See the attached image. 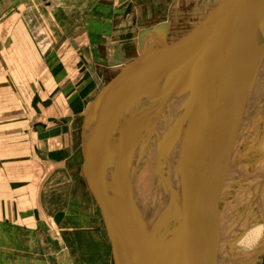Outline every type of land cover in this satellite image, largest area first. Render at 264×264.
Here are the masks:
<instances>
[{
  "label": "rangeland",
  "instance_id": "obj_1",
  "mask_svg": "<svg viewBox=\"0 0 264 264\" xmlns=\"http://www.w3.org/2000/svg\"><path fill=\"white\" fill-rule=\"evenodd\" d=\"M140 1L35 2L42 11L32 15L31 20L29 84L25 79V86L16 87L20 93L6 95L4 105L11 107L2 111L15 124L0 126V134H20L7 145L13 155L8 164L15 166V170L8 173L5 167V171L0 172V186L4 187L0 188V252H4L0 253V263L6 264L2 261L7 262V255H10L11 264H22L25 255L30 257V263L38 257L42 264H115L111 224L84 168L88 152L87 131L96 110L127 89L134 81L133 77L139 74L142 57L138 50L139 40L136 44V30L166 19L169 22L176 10L170 5L172 0H159L157 6L153 0H148L147 4H140ZM217 2L202 0L201 3L209 9ZM110 5L117 10L105 8ZM175 34L171 37L172 42H176L182 32ZM179 39L185 42L183 36ZM173 45L166 50L161 46L156 49L174 55L177 48ZM132 88L123 95L124 100L137 89ZM249 103L264 104V81L254 89ZM261 120L264 122L263 118ZM142 132L138 130L130 137L131 153L128 151L123 161L134 175V195L146 187L144 185L149 181L146 177L153 174L149 173V165L157 157L147 155V149L160 146L159 142L143 141L151 135L150 130L145 134ZM246 134L240 150L246 149ZM258 134L263 137L262 132ZM135 151L143 154L135 159L136 166L132 169L131 156ZM116 159L117 165L122 166L120 154ZM21 165H25V172L19 169ZM252 188L254 185H248L246 180L241 190L257 192L252 198L243 199L245 202H234L228 208L221 222L226 238L246 222L244 219L232 222V214L246 207L249 212L264 207V199H258L259 190ZM149 210L150 206L145 212ZM261 215L264 220V210ZM7 226L28 230L22 239L16 232L14 252L12 246L7 247L4 236ZM261 231L264 238V224ZM37 244L41 246L39 250ZM260 253L263 255H258ZM256 256L259 259L256 264H264L263 247L254 256L246 260L242 257L235 264Z\"/></svg>",
  "mask_w": 264,
  "mask_h": 264
},
{
  "label": "water",
  "instance_id": "obj_2",
  "mask_svg": "<svg viewBox=\"0 0 264 264\" xmlns=\"http://www.w3.org/2000/svg\"><path fill=\"white\" fill-rule=\"evenodd\" d=\"M169 26L165 21L139 31L141 57L167 45ZM172 45L176 53L157 74L135 89L130 99L124 100L123 91L106 101L88 125L84 168L111 224L115 264H167L162 256L172 243L173 264H212L201 249L211 246L204 236H210V211L223 176L210 185L205 180L209 173L210 182V175L241 146L245 125L255 113L249 100L264 81V0H221L185 42L178 39ZM218 90L223 93L215 103L212 97ZM233 116L238 117L237 125L229 150L221 157L216 141ZM158 123L163 127L157 132L160 146L151 188L157 202L153 200L156 206L142 213L133 194L134 175L123 161L131 153L130 137L138 130L142 134L154 130ZM114 152L122 155V166L113 159ZM164 198L166 210L160 205ZM176 211L175 234L163 236L158 245L149 244L143 235L145 222L155 230L164 229ZM257 260L258 256L239 264Z\"/></svg>",
  "mask_w": 264,
  "mask_h": 264
},
{
  "label": "bare ground",
  "instance_id": "obj_3",
  "mask_svg": "<svg viewBox=\"0 0 264 264\" xmlns=\"http://www.w3.org/2000/svg\"><path fill=\"white\" fill-rule=\"evenodd\" d=\"M211 72H213V70H211ZM192 92L193 90L191 89V91L186 93V95L188 96ZM222 93V90H218L213 93L212 100H214L215 103L219 101ZM178 99V101L182 100L180 93H178ZM249 105L252 107L253 111L255 110V113L253 114L252 118L248 120L244 128L245 132L248 130L247 134L244 133V135L246 134L245 143L251 142L254 139L256 140L257 136L259 135L258 133L262 132V135L264 136V122L261 120L262 118L264 119V104L249 103ZM233 117L234 119L228 122L229 126L227 125L225 132L220 136L218 141H216L215 148L217 149V154L221 155V157H223V155L229 150L228 143L231 142L230 137L235 130L234 127L237 125L238 117ZM258 137H261V134ZM239 148L234 152L232 156L228 158V160H226L222 164L220 171L217 170V173H215L213 177L210 175V182L209 173L206 175V185L207 183L208 185H210L213 180L216 181L220 178L221 175L223 176L221 189L217 192V195L213 200L214 206L210 211L212 222V227L209 233L210 236H207V238V234L204 236V242H207L208 239H210L211 246L208 248V250H206L205 248L201 249L202 255H204L205 253L206 258H208L210 262H212V264H235L237 263L236 261H239L240 258L243 257L242 259L246 260L248 257H251L252 255L254 256V254L258 252L261 247L264 248V238H262L261 233V226L263 221L261 213L264 210V207L261 210H253L250 212L249 207H246L245 209L232 214L230 217V220H232V222H235L238 219H244L246 220V222L244 223V225L237 228L229 238H226L222 232V228L224 225L221 222L223 221V219H225L228 208L232 207V205H234L236 202H245V200L243 199H250L253 197L252 194L257 192L250 191L249 193L248 190H241L242 184H244V182L246 183V180L248 185H254L255 188H252L253 190H259L258 199H264V144L261 145L259 143V147L254 149L253 153L255 152L258 154V152L261 151L255 158V160L253 158L256 156V154L252 158H247L243 154V151H241ZM153 161L154 159L151 160V162ZM151 164L149 165L150 170H152L153 166L155 165L154 163ZM225 174L226 178H224ZM146 178L149 180L146 185H144L146 187H143L138 193L134 195L137 209L142 213H144L149 206L151 211L154 206H156L154 203L157 202V199L153 196L154 192L151 189L154 185L155 176L152 174L148 175ZM250 178H252V180ZM164 193L165 191L163 192V194ZM153 200L154 203H151ZM166 204L167 198L162 199L160 205L163 206L161 207V209L166 210ZM258 206L260 207L261 205L259 204ZM176 213L177 211L174 212L170 221L168 222V227L164 229L159 228L155 230L147 223L144 229L146 231L143 233V235L145 239L148 240L149 244H153L155 241L158 245L159 240L163 236L175 234L179 225V218ZM220 230L221 233L219 234L218 232ZM167 247H169L168 251H162L165 253V255L163 253L162 256L163 261L167 264H173L175 258L173 243L171 245H168ZM259 255L262 256L263 253L262 255L261 253Z\"/></svg>",
  "mask_w": 264,
  "mask_h": 264
},
{
  "label": "crops",
  "instance_id": "obj_4",
  "mask_svg": "<svg viewBox=\"0 0 264 264\" xmlns=\"http://www.w3.org/2000/svg\"><path fill=\"white\" fill-rule=\"evenodd\" d=\"M36 1L37 0H0V111H1L0 113H2V115L4 114V112H2L3 110H7L11 107V106L4 105L6 102L4 101L5 96L14 94L15 92L20 93L21 90L19 89L16 90V87H18L20 84L25 86V79L26 81H28V84H29L30 62H31V56H30L31 55L30 53L31 20H32V15L37 14V13L41 14V11H42V7L40 5L38 6L36 4L37 3ZM153 1H154V4H156L157 6L159 0H153ZM176 1L177 2H174V0H172L170 2L171 3L170 5H174V8L176 10L174 11L175 13L173 14V16L170 17L171 19L169 22L171 23L168 29L167 45L161 46L162 49L164 50H166L167 48L170 49V46H172V43H173L172 42L173 39H171V37H173L174 36L173 34H175V32L177 33V31L182 32V34H180L178 37L180 38L183 36L184 37L183 40L186 41V37L200 26L201 21L207 15H209L212 11H214V9L216 8V6L221 0H218L217 4L210 6L209 9H207L206 6L202 5L201 3L202 0H176ZM147 2L148 0H141L140 4H143V3L147 4ZM192 3L193 5H191ZM105 8H108L113 12L117 10V7H115L114 5H110L109 7L105 6ZM185 19H187V21L189 20V22H185L184 21ZM129 20L132 21V17H130ZM197 21H199L198 22L199 24L197 23ZM141 28L142 27H139L136 30V35H137L136 44L137 45H138V34ZM138 50H139V47H138ZM159 52L161 51H158V49H155L154 53L151 56L142 57V62L140 63V68H139V74H137L135 78L133 77L132 80L134 81L129 84L127 89L124 90L125 94L127 93V90L129 89L132 90L133 86L134 88L144 86L147 83V81L155 74V72L157 74V71L159 67L162 65V63L169 56L173 55V53H167V52L162 53L161 52V55L158 57ZM122 92L123 91H120L119 93H122ZM8 99H10V97ZM108 111L109 110H107L105 113H107ZM3 116H5V118ZM3 116H0L1 117L0 126L9 127L12 124H15L13 123V121H9L8 118H6V114H4ZM162 127L163 126L161 125V123L160 124L158 123L155 126L154 130H150V135H151L150 138L147 140H143V141L158 142L157 132ZM18 133L19 132L17 133L13 132L10 134L9 133L0 134V172H4L5 167L8 168L7 170V172L9 171L8 173H12L11 171L15 170L13 169L15 166L8 164L11 161L9 159L13 155L10 151H8L7 145L8 143L14 140V136L17 135ZM19 136L20 135H18V137ZM245 141H246V136H245ZM259 143L261 145L264 144V136L263 137L257 136L256 140L254 139L251 142L245 143L247 144V148L249 149L248 150L246 148L245 150L244 149L241 150L243 151V154L245 155V157L252 158L253 156H255V152L253 153V151L255 148L259 147ZM260 152H258V154ZM147 153H148L147 155H152L153 157H157L159 153V146H157L156 148L150 149V151ZM140 154H143V153L135 151V153L132 154L130 168L132 167L133 169L134 166H136L135 159L140 157L141 156ZM258 154H256V156L253 158L254 160ZM117 155L119 156V154L114 152L112 154V157H116ZM157 162L154 161L150 163L156 164ZM155 166L156 165H154L153 168H155ZM25 168H26L25 165H21V167H19V169H21L22 172H25L24 170ZM130 171L134 172V170H130ZM149 173H153V170H151ZM0 188H4V187L0 186ZM146 224H147V221L145 225ZM262 224H264V220L262 221ZM19 227L20 226H18V228ZM261 229H262V226H261ZM6 231L7 232L4 236L7 240V244H8L7 247L12 246L13 248L12 252H14L15 240L13 239H15L16 232L19 233V238L22 239L23 236L26 235V233L28 234V230H25L24 228L16 229L14 226H7ZM40 247L41 246L38 245L37 250H39ZM37 252H40V251H37ZM0 253L3 254L4 252H0ZM6 253L7 254L9 253V249H7ZM9 256L7 255V260H6L7 262H5L4 260L2 262L9 264L11 260V257ZM12 257L14 259V256ZM29 258L28 256L23 255L22 264H42L43 263V261L41 259H38V257L35 258L34 263H30Z\"/></svg>",
  "mask_w": 264,
  "mask_h": 264
}]
</instances>
